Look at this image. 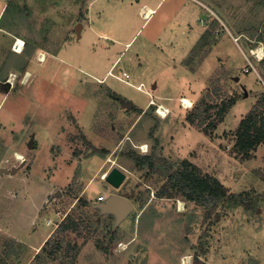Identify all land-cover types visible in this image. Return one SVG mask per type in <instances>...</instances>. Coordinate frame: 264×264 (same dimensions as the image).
<instances>
[{
  "label": "rangeland",
  "instance_id": "374dc122",
  "mask_svg": "<svg viewBox=\"0 0 264 264\" xmlns=\"http://www.w3.org/2000/svg\"><path fill=\"white\" fill-rule=\"evenodd\" d=\"M91 2L0 0V169H16L0 175V264H185L187 257L194 264L202 250L206 264H264V144L252 159L234 152L235 132L264 93V0H163L148 22L138 11L149 0L125 14L116 0ZM102 7L104 23L93 27L110 39L91 32L80 39L88 10ZM16 36L27 43L21 56L11 52ZM230 98L236 103L216 128L189 120L203 100L220 107ZM154 147L218 178L244 205L227 201L207 217L182 197L158 199L163 182L125 155ZM113 168L127 175L119 190L104 177ZM103 194H134L135 210L120 226L97 206ZM80 198L89 203L80 206ZM72 212L92 235L68 236L79 245L77 261L67 244L36 261L46 233Z\"/></svg>",
  "mask_w": 264,
  "mask_h": 264
},
{
  "label": "trees",
  "instance_id": "16d2710c",
  "mask_svg": "<svg viewBox=\"0 0 264 264\" xmlns=\"http://www.w3.org/2000/svg\"><path fill=\"white\" fill-rule=\"evenodd\" d=\"M215 94H219L217 89ZM203 102V107L201 106L202 103L194 108L189 115V120L196 123L199 128L205 127L208 130V128H216L218 124L224 121L227 112L235 105L236 100L234 98H230L226 102L223 100L220 107L207 104L204 100ZM213 111H216L215 116L212 115ZM156 143L158 147V139ZM262 144H264V93L241 121L235 132V155L243 159H252L254 157L253 152ZM157 150L158 148L154 147L150 154L143 155L129 148L125 155L128 160L134 163L136 170L145 172L148 179L149 177H157L159 182H163V186L157 193L158 199L176 200L178 197H182L186 202L194 203L206 209L207 217H211L227 201L236 202V205H244V196L229 194L228 189L218 178L210 174H204L201 169L187 159L173 162L159 154ZM133 197L134 194L126 196L131 201ZM78 203L80 206H86L89 202L80 198ZM109 218L115 219V216L109 214ZM89 225L90 223L85 218H78L75 212L66 215L56 231L37 253L35 260L39 261L43 254L47 255L48 258H54L60 254L63 245L67 244L71 263H75L79 254L76 251L79 245L78 243H72L68 236L75 234L76 238H84L85 242L88 241L92 237ZM82 230H87L86 234H83ZM106 234L108 236L112 235V238L115 239L117 231L109 226ZM97 244L107 250V246L101 245L103 242L100 240H98ZM195 256L194 264H206L204 261V250Z\"/></svg>",
  "mask_w": 264,
  "mask_h": 264
},
{
  "label": "crops",
  "instance_id": "0c3cea01",
  "mask_svg": "<svg viewBox=\"0 0 264 264\" xmlns=\"http://www.w3.org/2000/svg\"><path fill=\"white\" fill-rule=\"evenodd\" d=\"M97 1H100V0H92V2H91V6L95 3V2H97ZM113 0H106V2L105 3H103V6L105 5V4H109L110 2H112ZM117 1V6H118V8H119V12L120 13H123V14H125V13H127L128 12V10H127V8H128V6L130 5V6H132V7H134V3H136V1L138 2V3H141V2H143L144 0H116ZM155 1L156 0H149V2H145V3H143L142 4V6L140 7V9H139V11H138V15H139V17L140 18H142L141 17V12L143 11V10H146V9H150V10H152L154 13H153V16H155V13L157 14V9H158V7H159V5H160V3L163 1V0H160V2L158 3V4H156L155 6H153L151 3H155ZM152 5H150V4ZM88 16H86L87 17V22H86V24L85 23H83V24H81L80 25V27L78 28V31H77V33H78V36H79V38L81 39V38H83V36H84V34L86 35L87 33L89 34L90 32H91V34H92V36H94V37H98V39L99 38H103V39H110L109 38V36L108 35H106L104 32H102V31H100V29H96V28H94L93 27V24H94V22L95 21H98V19H102V21L104 20V18H103V7L101 8V10H97V11H95V12H90V9L88 10V14H87ZM101 15H102V18H100L101 17ZM0 16H1V14H0ZM95 16V17H94ZM152 16V17H153ZM152 17H151V19H152ZM151 19H148L149 21L151 20ZM146 22H148V21H146ZM146 22L144 23V25L146 24ZM103 23H104V21H103ZM102 23V24H103ZM144 25H142V27L144 26ZM103 26V25H102ZM140 30L141 29H138L137 30V32H136V35L140 32ZM16 38L19 40L20 38H19V36L17 37L16 36ZM22 41H23V39H21ZM23 42H25V41H23ZM15 43V41L13 42V44ZM26 43V42H25ZM12 44V45H13ZM27 44V43H26ZM128 46H129V43H127L126 44V47H125V50L128 48ZM12 47V46H11ZM11 52L12 53H14V54H16V55H18V56H21V54H23L24 52H22V53H16V52H14L13 50H12V48H11ZM33 52H34V50H33ZM32 53V52H31ZM40 53H42V54H44L45 55V53H43V52H40ZM140 54H141V52H140ZM140 54H137V56L138 55H140ZM34 55V54H33ZM46 56V55H45ZM138 58V57H137ZM119 59H120V56H117L116 57V59H115V63L113 64V66H115L116 65V63L119 61ZM110 70V69H109ZM10 73V72H9ZM13 73V72H12ZM107 74V73H106ZM108 75V74H107ZM6 76L7 75H5L4 76V78L3 79H5L6 80ZM106 76V75H105ZM108 77V76H107ZM105 78V77H104ZM103 78V79H104ZM103 79H100V80H103ZM124 197H126V196H124ZM131 201V200H130ZM132 202V201H131ZM133 203V202H132ZM133 205H134V203H133ZM135 210V205H134V209H133V211ZM133 211H131L125 218H123V220H125L126 218H129L130 216H131V214H132V212ZM116 218V217H115ZM123 220L118 224V225H116V227L117 226H120L121 224H122V222H123ZM51 221V220H50ZM62 221V220H61ZM52 222V221H51ZM61 223V222H60ZM116 223V222H115ZM47 225V228H48V226L50 227V226H52L51 225V223L50 224H48V222L46 223ZM51 236V233H49V232H47L46 233V236L44 237V240L46 239V240H48V238ZM45 240V241H46ZM43 241V240H42ZM44 241V242H45ZM43 244V243H42Z\"/></svg>",
  "mask_w": 264,
  "mask_h": 264
},
{
  "label": "water",
  "instance_id": "95a60500",
  "mask_svg": "<svg viewBox=\"0 0 264 264\" xmlns=\"http://www.w3.org/2000/svg\"><path fill=\"white\" fill-rule=\"evenodd\" d=\"M120 102L123 107L131 109L134 104L131 101H126L121 98ZM32 147V144L31 146ZM16 169H12L11 171L5 168L0 169V175L4 174H14ZM127 175L119 168H113L106 177V182L112 186L114 189L119 190L123 183L125 182ZM55 197H61V194H54L51 197L53 200ZM102 211L112 214L116 217V225H118L123 218H125L131 211L134 209L133 203L126 197L120 195H112L110 196L106 202L100 203L97 205Z\"/></svg>",
  "mask_w": 264,
  "mask_h": 264
},
{
  "label": "bare ground",
  "instance_id": "6f19581e",
  "mask_svg": "<svg viewBox=\"0 0 264 264\" xmlns=\"http://www.w3.org/2000/svg\"><path fill=\"white\" fill-rule=\"evenodd\" d=\"M153 11L152 10H150V9H146L145 10V12H144V15H146V17H147V19H151V17L153 16ZM24 42L21 40V39H19V42H18V48H19V51L22 53V51H23V49H24ZM18 51V53H20ZM254 54L255 55H258L259 56V58L261 59L262 58V56H263V54H262V52L260 51V52H254ZM41 59L39 60V61H42V62H44L46 59H45V55L43 54V56H41L40 57ZM263 59V58H262ZM31 74H27L26 75V78H24L25 80H24V82H23V85H27L28 83H30V79H31ZM12 81H14V76L12 75L11 76V78H10V80H9V83L10 82H12ZM183 107L185 108V109H189V108H191L192 107V105H193V102L189 99V98H184L183 100ZM158 114L160 115V117H162V118H166L167 116H168V114H169V110H167L165 107H161L160 108V110H159V112H158ZM180 205V204H179ZM189 260H190V257H187L186 259H185V264H189Z\"/></svg>",
  "mask_w": 264,
  "mask_h": 264
},
{
  "label": "built area",
  "instance_id": "2783aa9c",
  "mask_svg": "<svg viewBox=\"0 0 264 264\" xmlns=\"http://www.w3.org/2000/svg\"><path fill=\"white\" fill-rule=\"evenodd\" d=\"M194 1H197V0H194ZM144 12H145V10H143V11L141 12V17H142V19H144L145 21H149V20L147 19L146 15H144ZM18 42H19V40L16 39V41H15V43H14V45H13V50L16 51V52L19 51V48H18ZM23 45L25 46V42H24ZM24 46H23V47H24ZM41 56H43V54H41V55L39 56V60L41 59V58H40ZM152 104L154 105V103H152ZM160 108H161V107H159L158 112H159ZM107 175H108V174H107ZM107 175H104V177L106 178ZM105 178H104V179H105ZM106 200H107V195H106V194H103L102 196H99V197L97 198V202H98V203H103V202H105Z\"/></svg>",
  "mask_w": 264,
  "mask_h": 264
},
{
  "label": "flooded vegetation",
  "instance_id": "af4514ba",
  "mask_svg": "<svg viewBox=\"0 0 264 264\" xmlns=\"http://www.w3.org/2000/svg\"><path fill=\"white\" fill-rule=\"evenodd\" d=\"M115 99H116L119 103H121V102H120L121 97H119V96H115ZM126 101H127V100H126Z\"/></svg>",
  "mask_w": 264,
  "mask_h": 264
}]
</instances>
